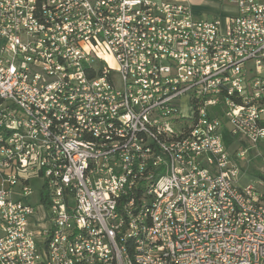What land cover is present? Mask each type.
Returning <instances> with one entry per match:
<instances>
[{"label":"built area","instance_id":"obj_1","mask_svg":"<svg viewBox=\"0 0 264 264\" xmlns=\"http://www.w3.org/2000/svg\"><path fill=\"white\" fill-rule=\"evenodd\" d=\"M227 1L0 0V264H264V0Z\"/></svg>","mask_w":264,"mask_h":264},{"label":"crops","instance_id":"obj_2","mask_svg":"<svg viewBox=\"0 0 264 264\" xmlns=\"http://www.w3.org/2000/svg\"><path fill=\"white\" fill-rule=\"evenodd\" d=\"M187 2L194 16L201 19L218 17L224 21L227 17L237 14V6L227 0H187Z\"/></svg>","mask_w":264,"mask_h":264},{"label":"rangeland","instance_id":"obj_3","mask_svg":"<svg viewBox=\"0 0 264 264\" xmlns=\"http://www.w3.org/2000/svg\"><path fill=\"white\" fill-rule=\"evenodd\" d=\"M98 54H100L105 64H107L112 69V74L116 77V80L119 78V69L114 57L109 53V51L102 46V49H99ZM243 170L246 171L242 177V183L247 182H256L260 178H264V170L262 169L261 159H253L251 163H248V160H243L240 162Z\"/></svg>","mask_w":264,"mask_h":264},{"label":"trees","instance_id":"obj_4","mask_svg":"<svg viewBox=\"0 0 264 264\" xmlns=\"http://www.w3.org/2000/svg\"><path fill=\"white\" fill-rule=\"evenodd\" d=\"M226 139H227L228 142L230 141L229 137H227V136H226Z\"/></svg>","mask_w":264,"mask_h":264}]
</instances>
